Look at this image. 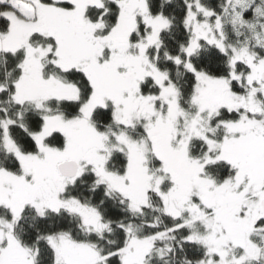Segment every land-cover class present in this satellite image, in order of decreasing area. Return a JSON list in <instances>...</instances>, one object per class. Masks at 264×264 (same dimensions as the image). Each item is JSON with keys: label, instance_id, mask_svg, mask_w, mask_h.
Returning a JSON list of instances; mask_svg holds the SVG:
<instances>
[{"label": "snow or ice", "instance_id": "obj_1", "mask_svg": "<svg viewBox=\"0 0 264 264\" xmlns=\"http://www.w3.org/2000/svg\"><path fill=\"white\" fill-rule=\"evenodd\" d=\"M0 264H264V0H0Z\"/></svg>", "mask_w": 264, "mask_h": 264}]
</instances>
